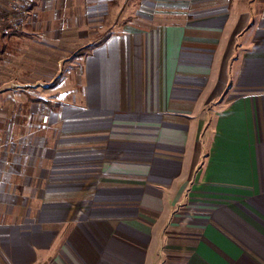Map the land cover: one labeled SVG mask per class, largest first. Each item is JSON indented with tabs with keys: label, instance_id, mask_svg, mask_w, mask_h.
Segmentation results:
<instances>
[{
	"label": "crops",
	"instance_id": "crops-1",
	"mask_svg": "<svg viewBox=\"0 0 264 264\" xmlns=\"http://www.w3.org/2000/svg\"><path fill=\"white\" fill-rule=\"evenodd\" d=\"M0 15V264H264V0Z\"/></svg>",
	"mask_w": 264,
	"mask_h": 264
},
{
	"label": "built area",
	"instance_id": "built-area-1",
	"mask_svg": "<svg viewBox=\"0 0 264 264\" xmlns=\"http://www.w3.org/2000/svg\"><path fill=\"white\" fill-rule=\"evenodd\" d=\"M4 1L6 9L10 13H20L24 9L31 5L32 0H0V3ZM3 21V17L0 15V25Z\"/></svg>",
	"mask_w": 264,
	"mask_h": 264
},
{
	"label": "rangeland",
	"instance_id": "rangeland-1",
	"mask_svg": "<svg viewBox=\"0 0 264 264\" xmlns=\"http://www.w3.org/2000/svg\"><path fill=\"white\" fill-rule=\"evenodd\" d=\"M102 37H104V36H100V38H102ZM104 38H105V37H104ZM102 39H103V38H102ZM83 51H84V50H83ZM83 51H80L78 54L76 53V54H77V56H79V57H80V56L82 55Z\"/></svg>",
	"mask_w": 264,
	"mask_h": 264
},
{
	"label": "trees",
	"instance_id": "trees-1",
	"mask_svg": "<svg viewBox=\"0 0 264 264\" xmlns=\"http://www.w3.org/2000/svg\"><path fill=\"white\" fill-rule=\"evenodd\" d=\"M100 39V38H99ZM78 52H80V51H78Z\"/></svg>",
	"mask_w": 264,
	"mask_h": 264
}]
</instances>
